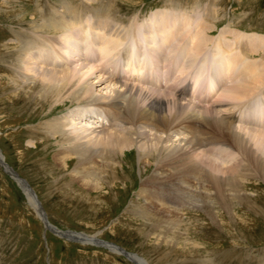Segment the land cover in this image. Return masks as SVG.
Segmentation results:
<instances>
[{"label": "bare ground", "instance_id": "1", "mask_svg": "<svg viewBox=\"0 0 264 264\" xmlns=\"http://www.w3.org/2000/svg\"><path fill=\"white\" fill-rule=\"evenodd\" d=\"M86 3L82 7L88 10L90 3L89 6ZM60 11L47 14L43 25L37 26L35 21L31 22L30 34L17 35L15 42L19 47L13 49V52H17L14 59L17 62V77H12V83L17 85L18 90H34L44 103L59 107L70 103L74 107L66 115L47 120L42 125L43 133L57 141L59 148L53 157L56 164L66 170L75 159L76 168L72 174L86 184L84 187L90 185L89 189L96 190L100 189V184L106 183L102 177L104 172L121 166L120 157L136 149L140 164L145 169L149 165L154 167L152 176L143 181L141 196L147 193L149 196H144L149 202L147 205H158L164 215L166 213L172 218L169 220L171 223H178H174V226L180 227L183 220L173 217L180 216V213L164 204L163 199L171 205L189 203L204 211L217 225L220 224L217 220L219 210L227 211V214L233 212L234 216V203L245 199L247 182L254 178L264 182V104H260L259 100L253 101L259 99V93L264 88V62H246L247 58L250 60L259 52L262 53L258 56L264 54V37L230 27L222 30L219 36L224 39L221 46L225 58H220L219 54L212 58L213 61L206 60V64L203 63L205 73L212 80L206 77L207 80L201 83L202 77L198 75L194 89L190 87L189 90L184 84L192 75L182 78L184 73L180 72L177 78H171L163 71L174 58L175 66L185 64L195 73L191 68L196 59L208 56V48L214 43L211 33L217 25L211 21L215 15L210 5L205 12L202 10L206 18L204 22L210 30H200L194 22L191 38L190 29L180 37L186 32L187 23L180 22L182 14L176 9L174 11L177 13L152 16L150 24H143V31L138 30L136 20H132V28L124 37L127 43L122 45L125 47L118 53L119 56L128 55V64L126 70L123 68L119 71L116 66L122 61L118 62V57L108 59L110 52L118 51L116 41L105 40L101 36L97 39L92 36L90 41L78 31L85 20L81 14L83 10L71 13L67 9ZM97 13H90L94 23L104 24V15ZM104 26L110 28L109 24ZM105 31L107 35L109 30ZM227 35L231 36V42L227 40ZM182 44L184 49L191 50V56L188 54V57H184L180 53ZM95 46H101L98 54L93 48ZM135 48L140 50L144 60L151 55V60L146 63L153 62L161 66V77H146L145 73L153 70L150 65L134 64L137 57ZM98 55L100 62L96 60ZM102 59L108 60L101 67L104 62ZM239 67L241 71L237 81L243 78L242 83L230 85L232 72H237ZM136 74L142 75L140 82L134 78ZM173 79L175 81L166 89ZM106 83V90L101 89ZM209 84L210 87L213 85L211 89L214 91L216 87L222 89L216 104L204 107L197 104L196 100L189 99V91L196 93L200 88L207 89L206 85ZM87 120L88 124H92L91 128L84 126L87 131L107 129L108 132H99L102 136L93 139L84 135L87 133L84 128L82 131L74 127ZM232 154L238 156L233 165L228 167L227 162H220ZM0 163L5 165L6 172L19 184L48 230L66 240L74 239L85 245L93 243L101 246L96 236L56 231L46 220L31 186L5 163L1 153ZM147 187L151 190H146ZM108 247L117 254L126 255L136 264H147V261L126 254L113 245Z\"/></svg>", "mask_w": 264, "mask_h": 264}, {"label": "rangeland", "instance_id": "2", "mask_svg": "<svg viewBox=\"0 0 264 264\" xmlns=\"http://www.w3.org/2000/svg\"><path fill=\"white\" fill-rule=\"evenodd\" d=\"M83 3H90V9L82 7ZM209 5L215 15L211 21L217 25L211 33L214 43L208 48V56L196 59L191 68L195 73L182 64L175 67L177 74L173 76L177 78L180 72L184 73V78L192 75L189 80L193 83L198 75L202 77L201 83L207 80L204 65L206 60L213 61V57L219 54L220 58H225L221 46L224 39L219 36L225 28L264 37V0H0V153L5 163L31 186L46 220L56 231L96 236L101 242V246L93 243L85 245L74 239L66 240L48 230L19 184L6 172L5 165L0 163V264H136L126 255L113 252L108 245L139 257L147 261V264H264L262 180L254 178L247 182L245 199L234 203V216L233 212L227 214L224 210L217 211L219 225L212 223L210 216L189 203L171 205L162 198L164 204L180 213V216L173 217L182 218L181 228L174 226V223H178H171L169 220L172 218L166 213L165 216L158 205H147L149 202L144 197L149 196L147 193L141 196L143 181L152 176L154 167L149 165L145 169L139 162L136 149L120 157L122 167L116 166V169L104 172L102 177L106 183L100 184V189H89L90 185L84 187L86 184L72 174L76 168V160L73 159L66 170L56 164L53 157L59 148L57 141L46 136L42 130L45 121L64 116L74 109L72 104L64 103L59 107L53 103H44L34 90L27 89L24 92L12 83V77H17V62L14 60L17 52H13V49L16 50L19 46L15 40L19 35L32 32L31 22L35 21L37 26L43 25V20L52 11L64 12L67 9L71 13L83 10L81 14L85 20L78 31L90 41L92 36L95 39L101 36L105 40L116 41L114 43L118 51L110 52L108 57L112 60L119 57L118 53L125 47L122 46L127 43L124 42V37L132 28L134 20L137 29L143 31V24H150L152 16L178 11L182 14L180 20L185 19L180 22L187 23V30L180 37L190 29L191 38L195 23L200 30H210L204 22L206 18L203 14ZM97 12L104 15V24H109L110 28L94 23L91 14H98ZM105 30H109L107 35ZM226 37L231 42V36ZM174 42L178 45L177 41ZM182 46L183 44L180 46V53L184 57L191 56V50ZM93 48L96 54L101 50V46ZM260 53L262 52L250 60L247 58L246 62L263 63L264 54L258 56ZM99 55L96 57L97 62L101 61ZM108 59H102L104 62L101 67ZM240 69L241 67L237 72L231 71L233 75L230 85L242 83L243 78L237 81ZM208 78L212 80L211 77ZM174 81L175 79L165 88L168 89ZM106 88L107 83L101 89ZM220 89L215 88L211 104L202 106L216 104L222 94ZM263 89L259 93V99L253 100H259L262 105ZM82 123L74 127H79L80 130L84 126L92 127L88 120ZM83 130L87 131L86 127ZM92 131L90 129L84 135L95 139L101 135L99 132H108L107 129ZM236 156L228 155V158H223L220 162H227L230 167L235 163ZM145 189L151 190L150 187Z\"/></svg>", "mask_w": 264, "mask_h": 264}]
</instances>
